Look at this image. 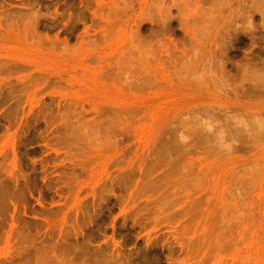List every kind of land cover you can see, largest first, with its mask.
I'll return each mask as SVG.
<instances>
[{
    "label": "rangeland",
    "instance_id": "374dc122",
    "mask_svg": "<svg viewBox=\"0 0 264 264\" xmlns=\"http://www.w3.org/2000/svg\"><path fill=\"white\" fill-rule=\"evenodd\" d=\"M0 264H264V0H0Z\"/></svg>",
    "mask_w": 264,
    "mask_h": 264
},
{
    "label": "bare ground",
    "instance_id": "6f19581e",
    "mask_svg": "<svg viewBox=\"0 0 264 264\" xmlns=\"http://www.w3.org/2000/svg\"><path fill=\"white\" fill-rule=\"evenodd\" d=\"M186 28V27H185ZM206 29L204 28H201V30L200 31H202V33L203 34H205L206 33V31H205ZM185 31H187V32H189V30L186 28L185 29ZM198 45H199V48L201 47V43H198ZM217 60V59H216ZM225 64V63H224ZM224 64L222 63V62H220V65H219V67H220V69H221V74L223 73V71H224Z\"/></svg>",
    "mask_w": 264,
    "mask_h": 264
}]
</instances>
